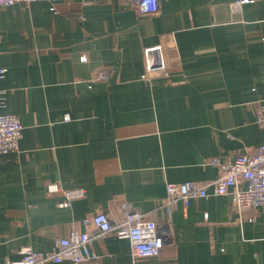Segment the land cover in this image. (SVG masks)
Wrapping results in <instances>:
<instances>
[{
    "label": "crops",
    "instance_id": "1",
    "mask_svg": "<svg viewBox=\"0 0 264 264\" xmlns=\"http://www.w3.org/2000/svg\"><path fill=\"white\" fill-rule=\"evenodd\" d=\"M158 1L146 15L126 0L0 7V112L23 125L0 154V264L52 248L85 216L119 220L125 201L169 218L174 243L135 261L109 233L95 259L46 264H264V207L237 210L229 194L157 207L166 183L212 179L211 159L264 143V0ZM158 44L168 77L148 81L143 51ZM99 67L110 77L90 80Z\"/></svg>",
    "mask_w": 264,
    "mask_h": 264
},
{
    "label": "built area",
    "instance_id": "2",
    "mask_svg": "<svg viewBox=\"0 0 264 264\" xmlns=\"http://www.w3.org/2000/svg\"><path fill=\"white\" fill-rule=\"evenodd\" d=\"M35 0H0V7L9 6L16 2H31ZM50 3L59 0H45ZM140 15L158 12V0H126ZM243 2L236 1L231 7L238 11ZM145 70L141 77L148 81L154 77H168L169 63L165 56V45L158 44L146 47L143 51ZM85 60V57H81ZM0 67V78L5 72ZM109 69L99 67L91 73L90 80L105 81L110 77ZM2 91L0 90V103L3 106ZM258 121L264 122L259 116ZM23 125L18 117L12 113L0 112V154L15 151L22 136ZM215 165L217 176L205 181H181L166 183V196L157 207L169 213L177 204L182 202L185 206L190 199L205 197L209 194H229L233 207L237 210L245 207H264V143L244 152L236 153L231 160L222 161L218 157L210 160ZM50 191L60 189L55 183L47 185ZM85 194L84 189L76 188L64 190L67 201L73 197ZM122 215L117 221H112L104 211L85 216L82 219V231L70 230L69 234L56 239L52 248L48 250H35L25 245L20 249L21 258L7 261L6 264H46L71 261L79 263L98 257L93 249V241L113 233L119 238L128 239L132 257L137 259L157 254L165 245L174 243V236L169 218L159 221L149 219L133 203L125 201L121 205Z\"/></svg>",
    "mask_w": 264,
    "mask_h": 264
}]
</instances>
